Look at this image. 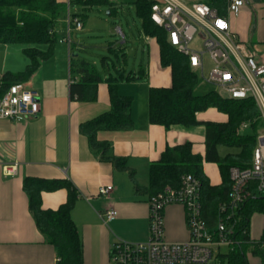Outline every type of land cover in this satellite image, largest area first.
<instances>
[{"label":"crops","instance_id":"1","mask_svg":"<svg viewBox=\"0 0 264 264\" xmlns=\"http://www.w3.org/2000/svg\"><path fill=\"white\" fill-rule=\"evenodd\" d=\"M193 1L195 0L191 2ZM245 1L246 5L240 14L227 15L231 29L241 41L264 57V48L258 46L264 45V1ZM77 10L78 8L72 9L73 12ZM109 14L111 15L110 11ZM70 19L68 15L58 27L59 42L53 56L42 62L36 73L25 82L38 93L41 103L38 117L27 122L0 120V264H57L56 250L46 241L30 211L29 199L23 187L27 177L67 181L75 187L78 197L72 218L82 241L84 264H111L110 252L116 241L141 243L149 238V194L136 191L129 172L119 170L107 158L102 159L80 131L81 124L108 112L111 102L108 86L104 82L98 86L96 101L82 102L71 97V85L77 78H73L71 73L70 55L77 52L78 55L75 56L85 60L78 52L81 42L74 41L73 35L74 32L84 31L88 20L78 30L70 25ZM140 22L148 62L146 65L144 60L137 72L129 70V54L127 47L123 46L126 53L123 68L137 78L122 81L119 86L121 95L134 97V126L130 130L100 131L97 138L109 142L107 157L124 159L130 170L134 171L136 183L146 187L149 183L150 164L159 161L167 147L191 142L194 152L201 155L205 154L206 147L205 131L203 136H199V132L193 130L195 127L187 129L174 126L166 129L150 123L149 89L170 87L172 72L169 67L162 66L159 44L155 38L144 34L142 21ZM117 30L122 31L119 27ZM0 48L1 84L4 74L16 75L24 71L29 61L24 54V47L0 44ZM92 64L96 66V62ZM98 69L104 78L107 77V70ZM144 80H148V83ZM137 87L144 90L147 96V105L141 110L134 96ZM208 112H218L223 118L214 120L204 117ZM197 118L201 122H226L228 117L212 108L198 113ZM4 161L19 163L16 176L4 175ZM212 168L215 173L210 172ZM204 172L211 184L221 183L217 164L205 163ZM102 184L114 186L109 197L98 194ZM41 198L43 209L57 210L67 201L68 190L59 188L44 191ZM110 208H115L118 216L106 224L101 215ZM164 217L166 240L185 242L189 239L186 214L182 206L167 207Z\"/></svg>","mask_w":264,"mask_h":264},{"label":"trees","instance_id":"2","mask_svg":"<svg viewBox=\"0 0 264 264\" xmlns=\"http://www.w3.org/2000/svg\"><path fill=\"white\" fill-rule=\"evenodd\" d=\"M216 9L221 16H227V0H202ZM264 1V0H263ZM137 17L142 21V29L146 36L155 38L160 47L161 64L169 67L172 72L170 87L150 88L148 92V116L151 124L161 125L166 129L183 126L191 129L197 126L205 127L204 155L195 153L193 144L187 142L175 147H167L157 162L149 167V183L141 187L136 183L135 173L127 166L126 161L115 156L107 157L110 144L100 141L97 134L100 131L130 130L134 126L132 118L133 97L119 93L122 81H132L136 75L126 72L123 63L126 53L123 46L109 43L107 56L101 59L102 69L107 70V77L89 61L80 59L71 53V73L77 81L71 85V97L79 101L93 102L98 98V86L107 84L111 107L106 113L81 124L80 131L85 135L93 150L100 153L102 159L107 158L116 168L128 171L136 191L149 194L151 197L168 187L178 188L181 178L191 174L198 178L202 186V202L206 212L214 215L217 205L228 198L230 191L229 169L232 166L244 167L250 161L257 145L259 130V115L257 106L251 99L234 100L218 91L197 94L196 89L200 76L191 67L189 58L179 53L169 42L166 31L157 27L151 20V3L147 0H135ZM110 6L114 13V4L110 0H0V44H20L28 64L24 71L14 75L6 73L0 84V98L8 88L17 83L27 82L39 69L41 63L53 56L59 42L58 27L68 15L79 18L82 23L87 20L86 11L98 6ZM78 8L73 12L72 9ZM74 26V25H73ZM216 109L225 114L226 122H201L198 113ZM251 123L253 135L240 134L241 125ZM225 147L234 152L221 156L219 148ZM217 164L222 181L219 185L211 184L204 172V164ZM24 190L29 199L32 216L46 241L56 250L58 264H84L82 241L72 218L78 193L75 187L67 181L46 180L27 177L24 179ZM59 188L68 190L67 201L57 210H45L42 207V192ZM149 197V198H150ZM244 224L257 212H264V196L254 197L244 208ZM249 244L244 243L229 254L223 261L225 264H249L246 252ZM254 254L262 257L263 252L255 246Z\"/></svg>","mask_w":264,"mask_h":264},{"label":"built area","instance_id":"3","mask_svg":"<svg viewBox=\"0 0 264 264\" xmlns=\"http://www.w3.org/2000/svg\"><path fill=\"white\" fill-rule=\"evenodd\" d=\"M151 3L152 22L166 31L170 44L189 58L191 67L210 85L234 100L251 99L257 106L259 130L257 145L246 166L229 169L228 198L217 205L214 215L206 212L202 202V186L191 174L181 178L178 188L168 187L149 198V238L146 242L116 241L110 252L111 264H225L223 258L236 247L247 243L246 257L257 258L264 264V224L261 236L252 235V220L264 212L255 213L244 224V208L254 197L264 196V57L235 34L227 16L202 0L187 4L181 0H147ZM245 0H227V15H238ZM71 23V20H69ZM71 25V24H70ZM75 29H82L79 18L73 19ZM198 37V38H197ZM199 41L200 47L193 43ZM209 55L212 70L205 77V56ZM41 103L37 91L25 83L8 88L0 98V120L27 122L38 117ZM251 127L250 122L241 129ZM6 177L18 174L19 163L2 162ZM114 191L111 184H102L98 194L109 197ZM171 205H180L186 214L190 237L185 242H169L165 237L164 212ZM118 216L115 208L101 215L104 223ZM263 252L254 254V248ZM227 251L223 252L222 249ZM60 261L57 258V264Z\"/></svg>","mask_w":264,"mask_h":264},{"label":"rangeland","instance_id":"4","mask_svg":"<svg viewBox=\"0 0 264 264\" xmlns=\"http://www.w3.org/2000/svg\"><path fill=\"white\" fill-rule=\"evenodd\" d=\"M110 1L112 4H114L115 8L113 15L109 14L110 6L106 5L98 6L90 11H86L88 16L87 28L84 31L74 32L73 39L76 42H81V49L78 52L81 53L84 59L91 63L96 62V66L100 69H102L101 59L108 55L107 47L109 43H115L118 46L127 47L126 51L129 54L130 64L129 70L137 72L144 60L147 65L148 56L144 50L146 45L144 44L142 38L141 22L136 15L135 5L133 3L134 0ZM181 1L187 4L192 3V0ZM118 27L122 29L121 32L117 30ZM124 36H126V39ZM15 46L25 47L20 44H15ZM193 46L200 47L199 41L194 42ZM258 46L264 48V45ZM1 51L2 48H0V64L2 61ZM75 54L78 55L77 52H75L74 55ZM212 67L213 65L211 59L207 54L205 56V77L209 76ZM210 91H218L224 94L223 91L219 90L213 85H210L204 79L200 78L196 93L201 95ZM134 92V96H136V102H138L139 110H141L142 107L144 108L145 105H147V96L145 91L141 90L139 87H137ZM204 117L212 118L214 120H219L221 117L223 118V116L218 114V112H208L207 114H204ZM193 130L198 131L200 134L199 136H203L205 127L200 125L195 127ZM253 133L254 132L251 128L243 130L241 129L240 131V134L243 136L253 135ZM219 151L221 156H225L227 153L234 152L232 149H227L225 147H220ZM213 167L216 168V166ZM214 168L211 169V173L216 172L213 170ZM263 224L264 221L261 219L260 215H255L253 217L252 235L254 238L258 239L261 236ZM222 251L226 252L227 249L223 248ZM247 260L249 264H261L260 261L255 257L252 259L247 258Z\"/></svg>","mask_w":264,"mask_h":264}]
</instances>
